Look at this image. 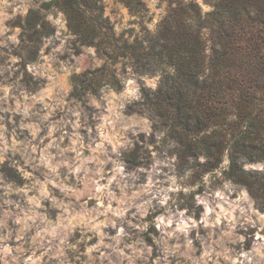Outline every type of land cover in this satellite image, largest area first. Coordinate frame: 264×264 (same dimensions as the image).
<instances>
[{
    "label": "rangeland",
    "instance_id": "rangeland-1",
    "mask_svg": "<svg viewBox=\"0 0 264 264\" xmlns=\"http://www.w3.org/2000/svg\"><path fill=\"white\" fill-rule=\"evenodd\" d=\"M48 1L0 0V264H264V159L240 158L239 181L228 151L214 168L189 156L150 102L173 66L119 54L178 1L214 0H101L114 37L100 46ZM31 9L52 33L28 59ZM102 67L122 87L74 95V75Z\"/></svg>",
    "mask_w": 264,
    "mask_h": 264
},
{
    "label": "trees",
    "instance_id": "trees-1",
    "mask_svg": "<svg viewBox=\"0 0 264 264\" xmlns=\"http://www.w3.org/2000/svg\"><path fill=\"white\" fill-rule=\"evenodd\" d=\"M119 1L134 12L147 9L144 0ZM45 5L62 10L84 44L100 46L105 37H114L101 0H50ZM51 31L40 11H28L22 40L31 48L28 59L36 57ZM123 48L119 54L133 57L140 72H153L161 58L173 66L174 73H164L150 102L162 123L172 121L184 152L196 160L203 155L214 168L228 151L229 173L239 181L253 176L239 159H264V0H214L205 14L195 2L178 1L148 45L125 40ZM73 80L78 97L97 94L105 85L122 87L103 67ZM257 180L264 188V176Z\"/></svg>",
    "mask_w": 264,
    "mask_h": 264
}]
</instances>
